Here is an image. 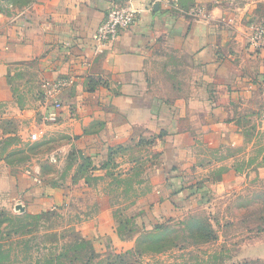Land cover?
Returning <instances> with one entry per match:
<instances>
[{
    "label": "crops",
    "instance_id": "0c3cea01",
    "mask_svg": "<svg viewBox=\"0 0 264 264\" xmlns=\"http://www.w3.org/2000/svg\"><path fill=\"white\" fill-rule=\"evenodd\" d=\"M113 2L140 13L96 48L93 34ZM12 11L0 13V104H12L31 74L39 111L71 139L62 150L73 145L95 169L115 146L154 141L161 182L143 222L196 207L205 189L209 201H231L246 198L253 179L263 182L264 48L248 41L264 21V0H31ZM57 81L66 84L55 91ZM35 172L13 173L0 159V209L69 201L71 176L42 181ZM109 211L83 233L130 248ZM254 239L264 251V225Z\"/></svg>",
    "mask_w": 264,
    "mask_h": 264
},
{
    "label": "rangeland",
    "instance_id": "374dc122",
    "mask_svg": "<svg viewBox=\"0 0 264 264\" xmlns=\"http://www.w3.org/2000/svg\"><path fill=\"white\" fill-rule=\"evenodd\" d=\"M30 2L0 0V13ZM28 80L12 104H0V159L13 173L36 168L42 181L71 176V197L49 210L0 209V264H264L254 239L264 225V179H253L246 198L209 201L205 189L196 207L143 222L161 182L154 141L115 146L103 169H92L73 145L62 150L71 139L62 124L41 114L31 74ZM104 210L130 248L115 246L109 235L94 243L83 233Z\"/></svg>",
    "mask_w": 264,
    "mask_h": 264
},
{
    "label": "built area",
    "instance_id": "2783aa9c",
    "mask_svg": "<svg viewBox=\"0 0 264 264\" xmlns=\"http://www.w3.org/2000/svg\"><path fill=\"white\" fill-rule=\"evenodd\" d=\"M192 11L204 15L201 8H194ZM139 13L140 9L132 4L111 3L93 34L95 47L113 42L122 30L133 27ZM248 43L253 48H264V21L253 25ZM51 84L56 91L58 87L66 84V82L57 81Z\"/></svg>",
    "mask_w": 264,
    "mask_h": 264
},
{
    "label": "trees",
    "instance_id": "16d2710c",
    "mask_svg": "<svg viewBox=\"0 0 264 264\" xmlns=\"http://www.w3.org/2000/svg\"><path fill=\"white\" fill-rule=\"evenodd\" d=\"M88 162H89V160H87ZM90 163V162H89ZM90 165H92L91 163H90ZM92 169H95V167L92 165ZM201 202V201H200ZM213 238V237H212Z\"/></svg>",
    "mask_w": 264,
    "mask_h": 264
},
{
    "label": "water",
    "instance_id": "95a60500",
    "mask_svg": "<svg viewBox=\"0 0 264 264\" xmlns=\"http://www.w3.org/2000/svg\"><path fill=\"white\" fill-rule=\"evenodd\" d=\"M18 208H20V209H21V211H23V208H21V207H18Z\"/></svg>",
    "mask_w": 264,
    "mask_h": 264
}]
</instances>
